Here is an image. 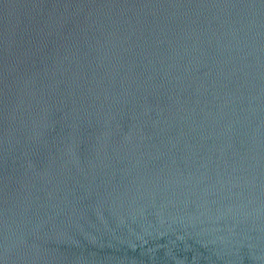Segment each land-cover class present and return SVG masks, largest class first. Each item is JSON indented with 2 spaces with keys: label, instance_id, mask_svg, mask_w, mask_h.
Returning a JSON list of instances; mask_svg holds the SVG:
<instances>
[{
  "label": "water",
  "instance_id": "95a60500",
  "mask_svg": "<svg viewBox=\"0 0 264 264\" xmlns=\"http://www.w3.org/2000/svg\"><path fill=\"white\" fill-rule=\"evenodd\" d=\"M0 264H264V0H0Z\"/></svg>",
  "mask_w": 264,
  "mask_h": 264
}]
</instances>
